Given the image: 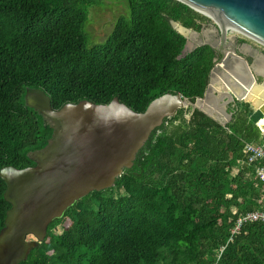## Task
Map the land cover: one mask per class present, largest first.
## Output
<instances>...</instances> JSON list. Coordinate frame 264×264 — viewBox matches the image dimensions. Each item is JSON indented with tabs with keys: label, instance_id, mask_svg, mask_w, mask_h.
I'll return each instance as SVG.
<instances>
[{
	"label": "trees",
	"instance_id": "trees-1",
	"mask_svg": "<svg viewBox=\"0 0 264 264\" xmlns=\"http://www.w3.org/2000/svg\"><path fill=\"white\" fill-rule=\"evenodd\" d=\"M125 1L128 13L93 43L89 9L101 0H0V169L34 167L31 156L53 137L26 104L28 89L44 90L53 109L118 98L143 112L168 92L204 96L217 52L203 45L180 57L187 38L171 21L201 31L211 20L178 0ZM190 111L166 118L112 188L53 221L19 264H264V222L232 234L242 214L264 206V183L244 152L246 142L264 146L263 114L235 100L224 126ZM6 188L0 176V231Z\"/></svg>",
	"mask_w": 264,
	"mask_h": 264
},
{
	"label": "water",
	"instance_id": "water-1",
	"mask_svg": "<svg viewBox=\"0 0 264 264\" xmlns=\"http://www.w3.org/2000/svg\"><path fill=\"white\" fill-rule=\"evenodd\" d=\"M178 1L213 23L195 31L171 21L187 38L180 57L203 45L217 52L205 94L195 102L179 93L168 92L155 98L143 112L134 111L118 98L109 104L83 100L53 109L44 90H27L26 104L43 115L55 130L47 147L31 156L37 163L34 167L0 169L7 185L4 197L11 204L0 231V264H19L26 260L31 250L45 240L53 221L63 218L71 207L92 192L112 188L124 170L133 166L152 132L179 109L190 108L187 115L190 118L198 108L226 126L233 116L227 105L235 100L247 101L235 92V87L248 93L254 86H264V80L258 81L259 75L264 77V71L256 68L259 61L264 62V53L243 43L251 51L246 54L238 47L237 37L234 41L228 40L229 30H233L264 45V0ZM191 33L196 35L194 39H190ZM216 72L222 75L226 86L213 91ZM211 101L228 119L203 107V102ZM251 104L264 116V102L260 106ZM29 236L35 239H28Z\"/></svg>",
	"mask_w": 264,
	"mask_h": 264
},
{
	"label": "rangeland",
	"instance_id": "rangeland-1",
	"mask_svg": "<svg viewBox=\"0 0 264 264\" xmlns=\"http://www.w3.org/2000/svg\"><path fill=\"white\" fill-rule=\"evenodd\" d=\"M126 11H127V7H126L125 0H101V3L99 6H93L92 8H90L89 9V20L87 23L86 31L87 33L90 34L91 41L93 43H99V42L101 43L102 41L106 40L112 34L115 23L117 22V19L119 18V16L122 14L128 13V11L127 12ZM210 25L213 26V23H210ZM235 37H237V40H238L237 42L238 47L240 48V50L245 51L246 54H248L251 51L248 49H245L242 46L243 43L239 42V40L241 39L244 40V43H247L255 50H258L260 54L261 52L264 53V45L252 39H249L243 34L229 31L228 40L234 41L233 38ZM190 42L197 43L195 41H190ZM252 52L254 53V50H252ZM263 79H264L263 77H258L259 82H262ZM223 88H225V85H223L221 90ZM246 102H249V101H246ZM230 104L227 105V109L229 113H230L229 111ZM60 231L61 229L58 228L57 232H60ZM28 239H35V237L29 236Z\"/></svg>",
	"mask_w": 264,
	"mask_h": 264
},
{
	"label": "built area",
	"instance_id": "built-area-1",
	"mask_svg": "<svg viewBox=\"0 0 264 264\" xmlns=\"http://www.w3.org/2000/svg\"><path fill=\"white\" fill-rule=\"evenodd\" d=\"M244 152L246 154V162L254 167L256 176L264 183V146L253 142H246ZM259 221L264 222V206L261 209L242 214L237 219L232 229V234H237L246 223Z\"/></svg>",
	"mask_w": 264,
	"mask_h": 264
},
{
	"label": "bare ground",
	"instance_id": "bare-ground-1",
	"mask_svg": "<svg viewBox=\"0 0 264 264\" xmlns=\"http://www.w3.org/2000/svg\"><path fill=\"white\" fill-rule=\"evenodd\" d=\"M229 31H233V30H229ZM233 32H236V31H233ZM236 33H238V32H236ZM189 37H190V39H194L196 37V35L194 33H191V34H189ZM219 66H222V65L219 64ZM256 68H257V70L264 71V63L262 61H259L256 64ZM239 75H240V77H243L242 73H240ZM223 76H224V74H223ZM223 85H225V83H224V79H223L222 75H220L216 72L215 77L213 79L212 90L213 91L221 90ZM234 90L238 95L243 96L247 101H250V102L254 103L255 105L260 106L264 102V86H254L253 89L251 91H249L248 93H243V91L239 87H235ZM203 107L208 111L216 112V113L220 114V110H218V108L215 107V105L212 103V101L209 104H207L206 102H203ZM220 116H222L224 119H228V116L223 114V113H222V115L220 114Z\"/></svg>",
	"mask_w": 264,
	"mask_h": 264
},
{
	"label": "crops",
	"instance_id": "crops-1",
	"mask_svg": "<svg viewBox=\"0 0 264 264\" xmlns=\"http://www.w3.org/2000/svg\"><path fill=\"white\" fill-rule=\"evenodd\" d=\"M258 77H263V76H261V75H259ZM264 78V77H263ZM259 80H260V78H259ZM264 80V79H263ZM246 102V101H245ZM249 103H250V101H249ZM252 105V104H251ZM256 110V109H255ZM258 126H259V128H260V130H261V132H262V134H263V136H264V116H263V118L258 122ZM236 170H238V168L236 167L235 169H234V172H236Z\"/></svg>",
	"mask_w": 264,
	"mask_h": 264
}]
</instances>
